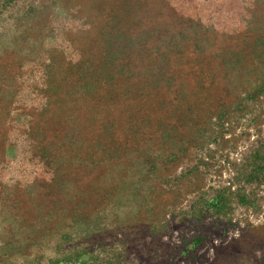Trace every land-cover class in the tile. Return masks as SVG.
Here are the masks:
<instances>
[{"label":"rangeland","instance_id":"obj_1","mask_svg":"<svg viewBox=\"0 0 264 264\" xmlns=\"http://www.w3.org/2000/svg\"><path fill=\"white\" fill-rule=\"evenodd\" d=\"M0 264H264V0H0Z\"/></svg>","mask_w":264,"mask_h":264}]
</instances>
